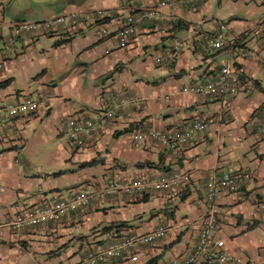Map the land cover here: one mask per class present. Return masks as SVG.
Returning <instances> with one entry per match:
<instances>
[{"label": "crops", "instance_id": "1", "mask_svg": "<svg viewBox=\"0 0 264 264\" xmlns=\"http://www.w3.org/2000/svg\"><path fill=\"white\" fill-rule=\"evenodd\" d=\"M159 1L105 0L104 20L82 18L50 33H24L16 39L17 54L13 53L9 38L7 50L0 55L3 65L0 83L10 81V84L0 90V107L16 104L36 93L34 96L41 101V109L29 121L15 118L0 121V148L8 144L12 150L19 151L18 134L38 121L62 141L67 135V117L95 118L106 114L114 101L126 99L125 104L119 105L113 120L105 118L95 143L76 150L73 143L72 157L59 149L57 154L50 155V169L43 170L34 179L25 178L28 183L24 188L36 197L34 203L43 200L47 201L43 206H51L50 199L56 203L70 200L77 192L72 189L79 185L92 186L96 193L111 182L155 181L175 173L188 174L189 181L170 193L135 190L99 197L87 208L59 222L19 234L10 230L8 222L15 217L9 216L5 224L0 223V264H73L83 257L88 247L106 246L126 234L145 235L161 226H168L169 234L152 246L142 247L138 264H169L186 258L197 246L204 228L208 209L207 179L213 170L219 174L243 170L252 173L251 180L238 192H224L217 198L218 237L225 241L230 253L243 260L241 264H264V211L256 207L258 200L264 201V137L259 132L264 117V35L257 29L264 18V0H239L257 7L259 17L249 22L240 21L251 16L248 11L238 12L242 8L234 2L237 0H198L193 4L167 7L161 11L162 22L148 20L138 26L137 35L126 49L121 48L116 37L102 40L95 35L94 24L117 28L126 16L155 6ZM17 4V0H0V42L4 40L3 26L12 32L17 22L41 23L66 13L91 15L97 10L93 0H68L66 5L58 0V7L39 17L20 11ZM8 18H11L9 22ZM222 24L229 37L248 35L231 53L206 54L199 42L213 35ZM49 35L58 39L53 46L58 49L56 76L59 78L61 72H69L72 58L78 61L72 70L80 74L76 82L63 81L51 86L56 82L53 69L45 65V69L29 67L28 51L33 48L38 55L42 48L48 52L41 46L42 38ZM178 41L185 43L184 49L170 56ZM152 50L153 61L142 62L141 55L145 52L152 56ZM65 51H72L71 57H67ZM161 56L167 59L164 65L155 61ZM228 64L243 74L242 90L231 103L183 91L193 84L214 81ZM48 70L52 75L47 74ZM92 70L95 72L93 81L104 90L101 98L97 86L87 79ZM113 72H119V76L111 77ZM27 78L30 88L34 84L36 90L22 95L20 79ZM108 79L111 84L107 83ZM91 106L97 107L95 117L89 113ZM222 113L221 122L208 126L183 148L181 159L156 141L139 142L133 138L137 132L149 128L170 130ZM15 154H11L12 159ZM15 164L13 160L8 164L10 168L17 167L16 174L11 169L8 176L16 177L21 184L24 179ZM38 181L42 184L34 187V182ZM3 197L0 196V201ZM101 212L105 218L100 216ZM109 264L130 262L122 259Z\"/></svg>", "mask_w": 264, "mask_h": 264}, {"label": "built area", "instance_id": "2", "mask_svg": "<svg viewBox=\"0 0 264 264\" xmlns=\"http://www.w3.org/2000/svg\"><path fill=\"white\" fill-rule=\"evenodd\" d=\"M198 0H160L155 6L139 10L135 14L125 17L124 21L117 27H109L105 24L95 26V35L99 39L116 37L119 40L121 48H129L131 39L137 35L138 26L148 20L163 21L161 11L167 7H177L179 4H193ZM105 11L96 10L90 14L82 12H71L54 17L41 23L17 22L12 26L10 43L13 45V51H16V39L24 33L51 31L67 25H73L82 18H91V20H104ZM1 17V11H0ZM0 19V26H1ZM258 31L264 35V18L260 21ZM248 33L241 35L228 36L226 26H219V29L213 34L208 35L199 42L200 49L206 54L212 52L228 51L231 53L237 43ZM185 47L183 41H178L173 46L169 55L181 52ZM247 57V54L245 55ZM158 65H164L167 59L163 56L156 58ZM3 67L0 64V69ZM243 85V74L231 64L224 66L214 81L206 83H197L184 88L185 93H191L204 98H218L223 103L229 104L241 92ZM126 99L113 102V107L104 112L103 115L78 119L76 117H67L65 125L67 133L76 146L81 149L95 143L98 140L100 129L105 125V118L113 120L119 110L120 104H125ZM140 104V103H137ZM41 109V101L37 98L28 97L16 104L0 107V121L7 118L29 120ZM222 113L218 117H208L197 120L184 126H177L170 130H159L149 128L145 131L137 132L134 135V141L146 142L148 140L156 141L165 150L175 153L180 159L185 146L191 143L199 134L203 133L208 126L221 122ZM261 137H264V117L259 128ZM252 178L250 171L243 170L236 173L219 174L217 170L210 172L207 179L206 201L208 205L207 213L204 219V228L200 234L198 244L188 257L175 260L169 264H241L243 260L233 255L227 250L224 240L218 237V217L219 209L217 198L224 192L236 193L249 182ZM189 181L188 174L175 173L155 181H135L131 184L122 182H111L105 188L101 186L98 192L89 186L83 187L67 201H59L46 208H29L24 210L18 217L12 218L8 222L10 230L16 234L36 227L44 226L47 223L61 221L71 213L78 212L88 207L93 200L99 197L115 196L119 193L138 192H159L170 193L176 190L183 183ZM258 211H264V201L258 200L256 204ZM168 226H161L156 230L145 235L126 234L120 240L109 243L99 248H87L83 257L73 264H109L112 261L127 259L130 264H138L142 258L140 249L146 246H152L165 239L169 234ZM26 264V263H17ZM67 264V263H66Z\"/></svg>", "mask_w": 264, "mask_h": 264}, {"label": "rangeland", "instance_id": "3", "mask_svg": "<svg viewBox=\"0 0 264 264\" xmlns=\"http://www.w3.org/2000/svg\"><path fill=\"white\" fill-rule=\"evenodd\" d=\"M20 11L22 12H32L34 15L38 14L39 17H41L43 14H45L47 11L55 9L58 7V0H17ZM61 4L67 3L68 0H60ZM91 1V0H90ZM98 1V3H97ZM93 2L96 5L97 10H105V0H93ZM237 4L238 8L241 7L242 11L238 9V12L245 13L246 11L250 12V18H242L244 22L249 21H255L259 17V12L257 11V7L254 3H246L244 1H234ZM1 11V10H0ZM21 12V13H22ZM48 13V12H47ZM2 16V11H1ZM57 17V16H56ZM9 19V18H8ZM11 20V18L8 20V22ZM49 20V19H48ZM15 21V20H14ZM17 21V20H16ZM18 21H22V18H18ZM40 21V20H39ZM44 21V20H42ZM2 34L4 36V40L0 42V55L3 51L7 50L6 44L9 41L11 30L7 26H3ZM58 39L56 37L49 35V37L42 38V46L44 49H46L48 52H44L42 48H39L38 55L35 54L34 49L28 51V58L26 57L27 63L29 64V67H41L44 68L43 65L47 68L53 69V72L55 73V84H52L51 86L59 85L63 81L65 82H76V76L80 74H75L72 72V70L78 65V61L70 59V70L65 74L66 72H61V76L58 78L57 71H58V49H55L53 46L56 44ZM8 45V44H7ZM51 45V48H50ZM14 54L18 53V49H16ZM72 51L70 53H67L65 51L66 56L71 57ZM35 54V55H34ZM34 55V56H33ZM16 56V55H15ZM154 58L153 50H152V56H147L145 52L141 55V61L144 62V60H149L150 62L153 61ZM25 59V57H24ZM32 59V60H31ZM34 59V61H33ZM43 60V61H42ZM42 61V62H41ZM137 61V60H136ZM31 62V63H30ZM153 63V62H152ZM128 69H129V63ZM138 66V65H136ZM45 69V68H44ZM84 68H81L83 70ZM49 71V70H48ZM47 71V74L52 75V73ZM95 74V72L92 70L91 73L87 75L88 82H93L94 86H97V83L93 81L92 76ZM49 75V76H50ZM111 77L117 78L119 76V72H113L111 74ZM64 77V78H62ZM30 79H20L19 87L20 90H22V95L27 94L29 91H35L36 86L32 84L30 88ZM107 83L111 84V79L106 80ZM96 89L98 90L99 94H101L100 98L103 96V87L97 86ZM32 95V96H31ZM29 95V97H32L34 99H37L36 93ZM92 111H89L91 117H95L98 115L97 113V107L91 106ZM29 121V120H27ZM50 130L47 129V126L42 123V121L38 122H32L29 126H27L26 129H23L20 134H18L19 139L17 140V143L19 146V151L12 150V148L6 144L3 147L0 148V196H4L3 200L0 201V223L5 224L7 222V218L9 216H19L24 209L28 210L29 208H46L48 206H43V204H47V201L43 202V200L40 201V203H34L35 202V196L32 194H28L26 192L24 187H27L28 180H25L26 177H30V179H34V177H38L39 174H42L43 170L50 169L51 163H50V155L57 154L59 149L65 150L67 154L71 155L72 157L73 149L76 150L78 147L73 145V141L71 140L69 134L65 135V138L60 141L57 137L56 133H50ZM67 132V130H66ZM64 151V153H65ZM16 152L15 156L12 159V153ZM20 152V153H18ZM62 152V151H61ZM68 156V155H67ZM17 158V159H16ZM13 160V163H16L20 167V173L23 176L24 181L20 184L17 183L16 177H9L8 174L10 170L12 169V172L16 174V166H13L10 168L8 164H11ZM15 164V165H16ZM95 175V174H93ZM47 177V176H43ZM42 184L40 181L38 183L34 182V187H36L37 184ZM92 188V186H89ZM36 189V188H35ZM82 189V186H76V188H73L72 191H80ZM94 189V188H92ZM53 199H50L52 204H56V202L52 201ZM48 202V203H49ZM43 206V207H41ZM87 208V207H86ZM100 216L102 218H105L104 212L100 213ZM90 226L93 225V222H89ZM81 228V227H79ZM93 237V235H91ZM92 248H99V246H91Z\"/></svg>", "mask_w": 264, "mask_h": 264}, {"label": "trees", "instance_id": "4", "mask_svg": "<svg viewBox=\"0 0 264 264\" xmlns=\"http://www.w3.org/2000/svg\"><path fill=\"white\" fill-rule=\"evenodd\" d=\"M10 84V81L0 83V90L5 89Z\"/></svg>", "mask_w": 264, "mask_h": 264}]
</instances>
